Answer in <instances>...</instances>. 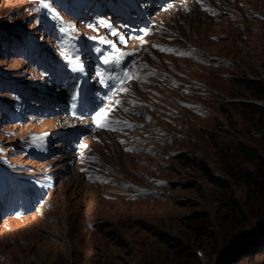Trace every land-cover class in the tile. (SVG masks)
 I'll use <instances>...</instances> for the list:
<instances>
[{"label":"rangeland","instance_id":"rangeland-1","mask_svg":"<svg viewBox=\"0 0 264 264\" xmlns=\"http://www.w3.org/2000/svg\"><path fill=\"white\" fill-rule=\"evenodd\" d=\"M68 2L0 0V198L11 189L0 215V264H218L235 238H260L264 187L253 153L264 159V116L241 101L264 107V97L239 78L264 84V0L143 2L153 26L125 50L147 67L123 84L128 94L113 98L137 101L142 115L121 104L110 117L142 127L97 128L77 142L72 131L82 120L63 110L27 112L20 123L9 116L22 92L46 80L24 51L60 56L56 25L103 33L71 18L61 8ZM153 45L194 51L179 56ZM44 138L49 154L38 156ZM179 152L205 161L227 184L210 181ZM15 180L42 189L44 212ZM236 264H264V252Z\"/></svg>","mask_w":264,"mask_h":264},{"label":"trees","instance_id":"trees-1","mask_svg":"<svg viewBox=\"0 0 264 264\" xmlns=\"http://www.w3.org/2000/svg\"><path fill=\"white\" fill-rule=\"evenodd\" d=\"M18 35V33H16ZM241 82L245 84V86L253 93L255 96L264 97V84L260 79L257 78H251V77H241L239 78ZM241 104L243 107L249 109L252 112L259 113V115L264 116V107L262 105L253 103L251 101H241ZM244 152L247 154H251L249 151H246L243 149ZM257 158L256 163V170L255 173L258 177H262V179H259L257 186L258 187H264V159L261 155L258 153H253ZM179 159L188 160V164H193L197 166L205 175L206 177L212 181L216 182L218 184H227V181L224 179L214 176L213 173H211L210 167L208 164L201 160L196 159L194 156H188L183 152H179L178 155ZM183 157V158H180ZM257 231V234L261 233V237L246 242V236L248 233H244L243 235H240L239 237L235 238L233 241V244L228 248V250L221 255V257L218 260V264H236L240 260L250 257L251 255L257 254L258 252H264V222L257 225V228L255 229ZM254 248H257V250L254 252Z\"/></svg>","mask_w":264,"mask_h":264},{"label":"snow or ice","instance_id":"snow-or-ice-1","mask_svg":"<svg viewBox=\"0 0 264 264\" xmlns=\"http://www.w3.org/2000/svg\"><path fill=\"white\" fill-rule=\"evenodd\" d=\"M204 10L212 12L211 8H204ZM112 34L113 35H117V33H115V32H113ZM153 47H158L160 49V51H162V52H169L171 54H176V55H179V56H188V55H191L192 52L194 51V50L184 51V50H180V49L166 48L164 46H159V45H153ZM124 55H125V53L121 52L119 54V56L114 57L112 59H106L104 62L105 63H114L116 66H119L122 63ZM201 62L203 63L204 61L201 60ZM145 67H147V65H136L134 63L133 64V68L137 69L136 72H133L132 70L125 68V70L122 73V76L110 77V79H113V80L119 82L120 86L116 88V92L117 93L128 94L129 89L126 88V87H123V84L128 79L140 80L141 79V75H140L139 69L145 68ZM155 74L156 73L154 72V70H150L147 73V75H155ZM110 87H112V86H110ZM121 104L132 105L131 109L125 107L123 109L124 112L133 111L134 114H136V115H142V113L135 112V108L138 106V102L137 101H135V100L115 99V100L111 101V103L108 104L107 106H105L104 104H101V105H98L94 109L93 119L96 122L97 128H104V129H107L109 131H122L124 128L142 127V125L141 126H134L130 122L126 121V120H119V119H115V118H110L111 114L115 111V108L113 107V105L118 107ZM140 106L142 107L143 105H140ZM147 119L150 120L151 117H147ZM122 143H123V141H122ZM127 150L133 151L135 149H127ZM96 179H100V178L97 177ZM160 183H162V182H160ZM125 187H131V185H125Z\"/></svg>","mask_w":264,"mask_h":264},{"label":"bare ground","instance_id":"bare-ground-1","mask_svg":"<svg viewBox=\"0 0 264 264\" xmlns=\"http://www.w3.org/2000/svg\"><path fill=\"white\" fill-rule=\"evenodd\" d=\"M127 50H128V49H127ZM124 56H126V54H125ZM36 211L42 213V212H44V209H43L42 207L39 206V207L37 208ZM51 218H52V217H51ZM63 223H65L64 217H62V226H63Z\"/></svg>","mask_w":264,"mask_h":264}]
</instances>
